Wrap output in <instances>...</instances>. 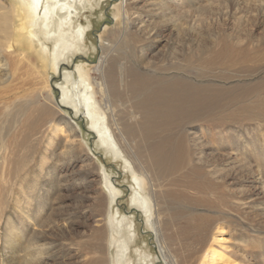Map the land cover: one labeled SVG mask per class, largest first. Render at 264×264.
<instances>
[{
	"label": "rangeland",
	"instance_id": "rangeland-1",
	"mask_svg": "<svg viewBox=\"0 0 264 264\" xmlns=\"http://www.w3.org/2000/svg\"><path fill=\"white\" fill-rule=\"evenodd\" d=\"M124 1L92 0L88 7L74 9L73 17L77 20L74 26L82 24L87 27L84 45L71 52L69 57L61 58L54 69L49 51L54 50L55 41L53 37L51 41L44 39L43 28L39 31L40 38L47 43L48 49L25 32L21 35L23 40L17 37V47L25 48L37 58L36 64L46 74L54 102L63 104L61 112L52 107L57 112L51 116L54 120L48 119L42 129L36 130L28 139L22 138L26 121L24 116L16 113V106L37 100V94L42 106L54 103L47 101L50 96L42 79L33 77L31 73L24 72L23 75L22 71L14 73V60L10 61L6 53L3 56L9 67L7 71H0L2 79L7 78L0 85V91L8 90L9 94L4 103L0 102V127L10 129L12 135L6 139L7 146L3 150L0 146V264H88V258L100 256L106 260L105 264H117L122 257L119 247L123 241L130 244L123 262L127 258L131 264H166L173 260H179V264H195L199 250L204 247L199 244L198 233H205L207 241L211 236L209 230L197 229L196 219L201 220V217L212 218V222L218 223L214 233L217 237H224L220 250L223 255L225 253L226 261L222 264H264V0H190L183 4L170 1L163 10L155 5L156 0H128L134 7L128 16L124 12ZM129 13H139L143 22L134 20L132 23ZM145 37L148 39L144 40ZM228 40L235 44L236 49L247 51V55L239 53L235 61L223 56L211 58L214 61L197 60L198 56H210L205 49L208 46L216 53H222ZM20 42L23 45H19ZM145 42L148 43L146 56L149 55L146 61H140L138 47ZM195 48L199 50L195 51ZM191 49H194L193 53ZM102 60H106L104 67L108 68L110 64L113 67L114 79L110 75L107 79L117 88L115 93L118 91L120 102L117 106L121 109L129 108L137 98L131 92L120 95L121 64L125 75L129 76L140 72L157 76L156 80H164L166 76L185 80L190 85L204 84L232 90L231 94L219 97L213 103L216 113L220 114L215 113L214 120L217 117L228 118H221L224 123L220 119L211 120L207 128L215 126L214 129L208 131L204 128V132L199 131L201 134L197 130L190 134L193 130L182 129L183 145L189 153L186 152L184 164L176 167L180 171L174 176L182 175L188 168L193 169L191 180L198 189L197 193L188 189L186 198L182 200L184 205L179 208L165 204L167 209L162 214L164 239L157 240L155 228L151 227L147 215L133 209L131 193L132 184H135L133 174L125 169L124 161L107 153L81 110L76 112L70 103L63 101L62 92L68 82V73L84 64L95 82L101 77L100 70L96 73L95 69ZM27 67L32 69L31 65ZM221 93L216 96H221ZM115 101L111 98L112 103ZM61 114L67 116L78 134L72 136L69 126L64 125L56 136L55 145L48 147L46 143L51 125L58 123L56 117ZM121 116L127 123L131 119L122 111ZM201 122H190L189 127L206 123ZM3 132L4 129L0 128V134ZM189 138L195 141L196 146ZM4 158L9 161L3 162ZM159 175L161 182L168 184L169 178L162 173L158 174L159 178ZM108 177L120 191L115 194L116 198L105 188V178ZM159 195L163 197L162 193ZM201 198L207 201L202 202ZM165 200V197L161 198L162 202ZM152 211L153 218L150 219L154 220L157 217L154 207ZM31 216L35 219L32 227ZM61 216L64 219L55 221L56 229L53 223L48 224L52 218L59 220ZM24 223L28 226L23 230L25 234L8 244L6 236L12 225L22 227ZM186 226L191 227L186 230ZM35 244L38 248H33ZM92 249L98 254H93ZM164 253L168 255L166 260ZM33 254L35 258H32ZM37 254H42L44 260H40Z\"/></svg>",
	"mask_w": 264,
	"mask_h": 264
},
{
	"label": "bare ground",
	"instance_id": "bare-ground-1",
	"mask_svg": "<svg viewBox=\"0 0 264 264\" xmlns=\"http://www.w3.org/2000/svg\"><path fill=\"white\" fill-rule=\"evenodd\" d=\"M170 1L176 2V4L177 3L183 4L185 2H189L190 0H156L157 3L155 2L156 3L155 5H158L157 7L161 9L164 7L166 8L168 7ZM91 2L92 0H0V71L6 70L9 67L7 60L3 58L4 54L6 53V55H8L9 60L13 59L15 62L14 64L15 72L14 73H16V71H22L21 73L23 75H25L24 72L28 74L31 73L33 77L37 79H42V83L44 82L43 83L44 89L45 88L48 89V96H50L47 101L54 103L52 104V106L48 105V103L46 106L44 105L42 106L41 103L39 102L40 95L37 94L36 95L37 100L33 99V100L28 101L25 104H22V103H20L19 105L16 104L17 105L15 109L16 113L20 116H24L25 117L24 121H26V124L24 126L25 129L22 132L23 139L25 138L28 139V137L31 136V134L36 133L35 132L36 130L37 131L41 130L43 125H45L48 122V119L54 120L52 117L56 115L57 112L52 110V107L53 109L54 108L55 110L58 109V111L61 112V106L63 104L61 105L57 103L56 101L54 102V99L52 96L53 94H51L52 92L50 93V89H49L50 87L48 85L46 74H44L42 72V69L38 66V64H36V62L38 61L37 58H34L31 55L32 53H30L25 48L21 46H20L21 48H18L19 46L16 43V39L17 37L21 38V35L25 32L26 34L31 35L34 38V40H37L40 44H42L44 49H48L47 43L44 42L40 38L39 31L40 29L42 30L43 28L42 34H44V39L46 41H49L51 37H53L55 41L54 50L52 52H50L51 50L50 51L48 50L52 57L51 64L54 69V67H57V64H59L58 61L61 58L69 57L71 52L80 49L81 46L84 45V41H85L84 39H85V33L87 31L86 30L87 27H84V25L82 24L74 26V23L77 20L76 21L74 20L73 14L76 13V10L74 9L79 10V7H82V8L88 7V5H91ZM123 4H124L123 8H124L125 15L128 16V12L130 11L131 8H134V7L131 5V2H129L128 0H125ZM132 15L134 16L131 18ZM129 17H130L129 19H132L131 20L132 23H134V20H137V21L140 20V22H143V19L141 18V15L139 13H137L136 15L135 13H129ZM147 39L148 37L144 38V40H147ZM51 44L53 43L51 42ZM19 45H23V43L20 42ZM147 45L148 43L145 42L141 44V46L138 47L140 61H143V60L146 61L145 58L149 55L148 54L146 56L147 49L145 46ZM49 48L51 49V47ZM236 48L237 47H235V44L231 43L229 40L224 43L222 53L220 52L216 53L217 51L215 49H211V47L208 46L205 49L208 50L207 51L208 54L210 52V56L208 55V57L206 58H202V56H198L197 60L200 59L201 62H205L206 60L211 61L214 57L223 56L224 58H227L231 61L232 60L235 61V58L236 56H238L239 53H243V55H247L246 53L247 51L241 48H239L240 50H238ZM191 50H192L191 53H193L194 49H191ZM196 50H199V49L195 48V51ZM106 60L100 61V63L97 65L99 67L95 69V72L97 73L100 70L101 77H100V80H96L95 82H93L92 76L90 75V73H88V69L84 66L83 63H82L83 65H78L75 68V70L72 71V73H68L67 75L68 82H67L66 88L62 92V98L64 102L70 103L74 107L76 112H79L81 110V114L83 115V117L89 121V124H90L89 126L91 127V131L98 137L99 143L104 145V147H106L105 149L107 153L111 154L115 159H121L124 161L125 169L126 171H130L133 174V181L135 184V185L132 184V193H131L132 194L131 200H132V203L135 205L133 209H135V211L137 212L138 211L140 212L141 210L147 215L151 227L155 228L154 236H156L157 240L159 238L164 239V237L162 236V229H163V223H164L162 220V214H164V211H166L167 209V208L165 209V204H168L169 206L175 205L177 208H179L182 205H184L182 202H185V201H182V200L186 198V193L189 190H191L194 193L198 189L196 185H194L195 182L191 180V176L194 174L193 169L188 168L189 170L187 169V172H184L182 175L174 176V174L180 171V170H177L176 167L180 166V164H184L186 160V154H187L186 152L188 151V150L186 151L185 145H183L184 134L182 132V129L185 127L186 131L193 130L192 133L189 132L190 134L196 133L195 130H197V132L199 131L204 132V128L208 131L214 129L215 126L207 128L209 121L214 120V117H215L214 114L216 113V105L213 103L216 102L217 98L226 96L232 90L228 91L227 88H223V87L217 88L216 86L207 87V86H204V84L203 85H190L185 80H182V79L180 80L178 78L171 79L169 77L166 78V76H165L166 79L164 78V80H156L157 76H154V75L150 76L147 73H140V72L135 73L133 75L131 73V76H129V74L125 75L126 73H125L124 66L121 64V71H119L120 72L119 82H120V88L122 89H120V95H122L123 93H127V92H131L132 94L137 95L136 96L137 98L134 99L135 100L134 103L129 108L125 106L124 109H121L117 106V104H120L119 99H118V91L115 93L117 88H114V85H112V82L110 83L109 80L107 79L109 78V75L113 77L112 76L113 67L111 66V64L109 65L108 68L104 67ZM27 65H31L32 69L30 67H27ZM127 76H129V78ZM2 78L3 77L0 76V85L6 82L7 80V78L5 80H3ZM213 91L217 92V94L219 92H222L223 94L221 93V96L219 94V96L217 97L216 96L217 94L214 93ZM8 94H9L8 90L0 91V102H3L5 99H7ZM111 98H115L117 101H115V103H112ZM64 107H66V105ZM121 111L125 113L126 116L130 115L131 119L128 118L130 119V121L128 120L129 121L128 123L126 120L125 122L123 119V116H121ZM219 113H220V110H219ZM217 114H218V111L216 115ZM61 115L58 116V118L56 117V120H58L57 121L58 123L51 125L52 133L51 132L49 133L50 137L48 138V142L46 143L48 147L55 145L56 136L57 134L61 133L64 125L69 126V131L72 134V136H74V134L76 133L78 134L76 128L72 127V124H71L72 122L67 118V116L65 117ZM218 116H220V114H218ZM221 118L217 117L215 118V120L218 121L220 119L221 121L222 119H228L225 117L222 119ZM230 119L231 121L233 120V118H230ZM215 120L213 122H215ZM186 121H189V122H186ZM194 121L196 122L202 121L201 123L205 121L206 123L204 124H207V125L206 127L203 126L204 124H199L197 126L189 127L190 122H194ZM217 123L218 122H216V124ZM0 125L2 126V124ZM22 125H24V122ZM0 128L4 129V132L0 134V146L3 150V148L7 146L6 139L12 134H11V130L6 129V127L4 128V126ZM13 134L15 136V132H13ZM191 141L194 142V146H196L195 141L194 140H191ZM15 145L18 146L19 144L15 142ZM6 161H9V159L4 158L3 162L6 163ZM103 170L105 169L103 168ZM184 170L186 171L185 168ZM161 173L164 176L166 175L167 178H169L168 184L161 182L162 181L161 176L159 175L160 178L158 177V174H161ZM171 175H172V178L169 177ZM105 179H106L104 182L105 188L107 189L108 193L112 197L115 196V194L120 193V191L115 187L114 183L109 179V177ZM203 182H202V185H203ZM162 188H164L165 190H162ZM102 193L103 195H105L104 192ZM160 193H162L163 197L166 198L164 202L161 201V198L163 197L159 195ZM189 196H191V194ZM104 198L102 200H104ZM190 199L192 198L190 197ZM201 200L202 202H204L206 199L204 200V198L203 199L201 198ZM198 202L200 201L198 200ZM198 202L196 204H198ZM153 207L155 208V214H157V217L156 219L151 220L150 218H153V211H152ZM51 214L52 213H50V215ZM96 217L97 216H95L94 218ZM60 218L61 219L59 220H55L52 218L49 221V223L48 221L47 223L48 224L53 223V227H55V223H56L55 221H60L64 219L62 216ZM186 218L189 219L188 217ZM29 219L31 220V221L29 220L31 222L30 227H32V225L35 222V219L32 216ZM48 219H49V215H48ZM211 219L212 218L208 219L204 217H201V220L199 219L200 221L196 219V223L198 224L197 226L199 227L197 229L205 228L204 231L207 232L209 230L211 233V236H209V239H208L209 241H207V235L205 233L201 235L200 232L198 231L199 233L197 235V239L199 241V244L204 247L202 250L201 249L199 250V257L198 259L196 258L197 263L195 264H222L224 263V261H226V257H224L225 253L223 255V252L220 250L222 245H224L222 244V242L224 241L223 239L224 237L223 238L217 237L216 232L214 233V230L217 227L218 223L215 224L214 221L212 222ZM95 221H98V220L96 219ZM123 221L124 220H122V222ZM42 223H44V221L41 222V224ZM213 223H214V226H212ZM41 224H40V227H43ZM190 224L191 222L189 223V225ZM121 226L123 225L121 224ZM12 227L10 228L11 232L6 236L7 237L6 242L10 245L15 242L14 240L16 237L18 238V236H23L25 234L23 230L27 229L28 226L24 223L22 227H17L16 225L15 226L12 225ZM190 227L186 226L187 228L186 230H188V228L190 229ZM220 227L222 228V226ZM57 229H59V227H57ZM218 229L220 228L218 227ZM64 230H66L65 227H64ZM96 230H99V229H96ZM46 233H49V232H46ZM40 235H43V234H40ZM65 236L67 235H64V237ZM103 236H106V235H103ZM106 238H108V236L105 237V239ZM172 238L170 239L172 240ZM45 240H47V238ZM51 241L53 240L51 239ZM109 241L110 243L113 242L111 240H108V242ZM115 241L116 240H114V242ZM121 243L122 245L119 247V250L121 251L122 257H120V260L117 264H121V263L124 264L125 262L127 264H131L129 261H127V258H126V261L123 262V260L126 257V252L130 244L127 241H123ZM215 243H218L221 245L217 246ZM29 245H30V242H29ZM35 246L34 247L32 246V247L38 248L36 244ZM159 249L161 248L159 247ZM95 250H98V249H95ZM96 253L97 252L93 251V254H96ZM100 254H102V251ZM166 254L165 256L162 254L165 260L168 257V255L166 256ZM194 254H191V255H194ZM34 256L35 254H33L32 258H35ZM36 256L40 258V260L41 259L42 261L44 260V258H42L43 256L42 254L41 255L37 254ZM102 259H103L102 256L98 258L92 257V258H88L87 262L88 264L90 263L101 264V262L104 261V259L103 260ZM32 260L30 258V261ZM35 260L38 261L39 259L38 260L35 259ZM189 260H192V259H189ZM105 261L103 264L106 263ZM171 262L172 263L167 262L166 264H179V260H173Z\"/></svg>",
	"mask_w": 264,
	"mask_h": 264
}]
</instances>
